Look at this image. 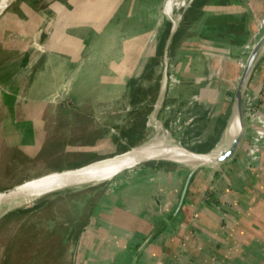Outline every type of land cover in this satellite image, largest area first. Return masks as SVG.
Instances as JSON below:
<instances>
[{
	"label": "crops",
	"instance_id": "1",
	"mask_svg": "<svg viewBox=\"0 0 264 264\" xmlns=\"http://www.w3.org/2000/svg\"><path fill=\"white\" fill-rule=\"evenodd\" d=\"M38 1L3 14L0 75L13 85L6 98H84L88 84H97L99 98L115 99L121 126L129 113L154 110L158 61L178 18L165 96L200 100L221 118L232 112L236 81L264 25V0H56L37 9ZM159 23L161 36L143 64ZM247 92L264 114V53ZM39 106L21 121L12 115L6 146L43 144V100ZM153 129V145L167 153L199 159L212 150L198 156L170 141L156 120ZM246 149L198 170L180 207L189 169L163 161L118 175L85 226L76 264H264V148L254 163Z\"/></svg>",
	"mask_w": 264,
	"mask_h": 264
},
{
	"label": "rangeland",
	"instance_id": "2",
	"mask_svg": "<svg viewBox=\"0 0 264 264\" xmlns=\"http://www.w3.org/2000/svg\"><path fill=\"white\" fill-rule=\"evenodd\" d=\"M23 1L26 0H11L6 8L0 10V24L4 12L10 8L16 9ZM263 33L264 25L261 35ZM3 61L0 56V63ZM173 61L170 58V71ZM158 65L154 102L161 86L164 56H161ZM5 69L0 65V74ZM9 84L0 75V188L25 179L29 181L47 172L61 173L63 171L59 170L65 172L66 169L72 170L90 162L111 158L141 144L155 132L150 124L152 107L147 110L144 108L143 113H129L122 126L116 124L121 113L115 106V99L104 97V92L99 98L97 84H88L91 96L48 99L6 98V89L13 86ZM31 84L34 85L33 82ZM247 93L246 89V103L255 96ZM8 100L10 106L7 105V110L10 114L6 116ZM41 100L45 135L43 144L31 148L6 146L3 133L4 129L8 131V128L13 127L12 115L15 114L19 121L26 116L28 118L29 113L42 109L39 106ZM256 101L257 98V106ZM256 112L252 110L249 121L255 120ZM229 115L216 117L200 100L165 96L156 110V122L166 128L176 142L191 151L202 153L213 149L222 139L224 129L230 122ZM132 117L134 120L131 123ZM249 130L248 126V135L242 145L245 149L249 144ZM156 162L163 161H148L144 164ZM172 163L181 168H190ZM115 181L116 178L81 189L54 192L0 216V264H76L85 226L105 190L111 188ZM4 193L0 191V200L8 197Z\"/></svg>",
	"mask_w": 264,
	"mask_h": 264
},
{
	"label": "bare ground",
	"instance_id": "3",
	"mask_svg": "<svg viewBox=\"0 0 264 264\" xmlns=\"http://www.w3.org/2000/svg\"><path fill=\"white\" fill-rule=\"evenodd\" d=\"M11 0H0V10L6 8ZM169 14V13H168ZM168 14H164L167 18ZM182 14V13H181ZM180 14V17H181ZM180 18L177 19L175 25L178 23ZM264 53V48L262 50ZM164 79L161 80L160 96L158 103L160 104L163 96V83ZM230 122L224 131L222 139L216 147H214L210 153L204 155L199 159H187L173 153H167L168 150L165 148H157L153 145V137L150 136L139 145H134L126 151L114 155L111 158L90 162L78 168L66 169L61 173L50 172L43 175L37 176L24 182L22 186H18L19 189H25L24 192L17 194H9L5 199L0 200V216L5 213L27 203L34 201L35 199L45 196L54 192L69 190V189H81L88 186H93L99 183L107 182L116 178L122 172L126 171L135 165H139L145 161L150 160H165L175 163H179L184 166L195 167L202 164H206L209 167H214L216 164L211 163L210 159L213 156L219 155L221 151L227 148L232 139L240 131V123L236 114L235 109L232 111ZM151 127L154 128V120H156L155 114L151 116ZM167 137L170 141L176 142L169 132L167 131ZM197 154L199 152H196ZM201 154H198V156ZM210 162V163H209ZM132 169V168H131ZM58 171V170H56ZM119 173V174H118ZM6 193V192H5ZM4 193V194H5ZM3 194V195H4ZM37 202V201H36Z\"/></svg>",
	"mask_w": 264,
	"mask_h": 264
},
{
	"label": "water",
	"instance_id": "4",
	"mask_svg": "<svg viewBox=\"0 0 264 264\" xmlns=\"http://www.w3.org/2000/svg\"><path fill=\"white\" fill-rule=\"evenodd\" d=\"M54 1H56V0H39L34 5V8L40 9V8L46 6V5H48ZM175 26L176 25L173 24V27L171 29V33H170L168 41H167L165 53H164V71H163V76H162V78L165 80L164 96H165V93H166V90L168 88L169 81H170L168 46H169L170 40L172 38V35L174 33ZM161 32H162V26H161V23H159L152 30V32L148 38V41L146 43V46L144 49L143 64L146 63L148 57L150 56V54L152 52L153 47L158 42V40L161 36ZM263 48H264V33L254 43L253 47L251 48L250 52L248 53V56H247L246 60L244 61L242 70H241V72L238 76V79L236 81L235 94H234V106H233L232 111L234 109L236 111V114H237V117H238V120L240 123V131L232 139L230 145L227 148H225L223 151H221L219 155L213 156L210 159V162L215 163L216 166L233 160L237 156L239 151L241 150L242 145H243V143H244V141L248 135L249 119H248L247 113L245 111V92H246L247 85H248L251 73L253 71V68H254L256 62L258 61V59L260 58V56L263 54L262 53ZM159 96H160V92H159L158 98L156 100V103L154 105V110L152 113V114H155V117H156V110L158 109V107L160 106V104L162 103V101L164 99V96H163V99H162L161 103L159 104L158 103ZM231 114H232V112H231ZM231 114L228 117V121L232 116ZM228 121H227V123H228ZM183 148H185V147L183 146ZM185 149H187V148H185ZM187 150H189V149H187ZM193 152H195V151H193ZM207 153H208V151H207ZM150 161H158V160H150ZM159 161H165V160H159ZM145 162H148V161H145ZM145 162L139 164L138 166L144 164ZM138 166H135V168ZM203 167H209V166L206 164H202L199 166L189 168V173H188L185 185H184L183 190H182V194H181V198H180V202H179V207L183 204V201H184L185 195L187 193L189 184H190L194 174ZM127 170H131V168L127 169ZM26 180L27 179H25L19 183H15V184H13L9 187H6V188H0V191H5L7 195L12 194V193L17 194L20 192H24L25 189H23V188L19 189L18 186H22L24 184V181H26Z\"/></svg>",
	"mask_w": 264,
	"mask_h": 264
},
{
	"label": "built area",
	"instance_id": "5",
	"mask_svg": "<svg viewBox=\"0 0 264 264\" xmlns=\"http://www.w3.org/2000/svg\"><path fill=\"white\" fill-rule=\"evenodd\" d=\"M164 71V70H163ZM169 76H170V64H169ZM248 94V93H247ZM246 96V94H245ZM256 96L251 98L250 105L247 109V116L251 115L253 109H257V114L255 120L249 121V138H248V146L245 153L246 161L249 163H254L258 161L260 158V154L264 148V114L259 110V108L255 105ZM248 103V102H247ZM245 102V104H247Z\"/></svg>",
	"mask_w": 264,
	"mask_h": 264
},
{
	"label": "flooded vegetation",
	"instance_id": "6",
	"mask_svg": "<svg viewBox=\"0 0 264 264\" xmlns=\"http://www.w3.org/2000/svg\"><path fill=\"white\" fill-rule=\"evenodd\" d=\"M168 57H169V54H168ZM163 76V75H162Z\"/></svg>",
	"mask_w": 264,
	"mask_h": 264
}]
</instances>
